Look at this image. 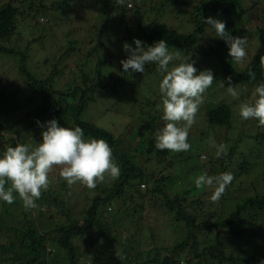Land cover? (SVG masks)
Masks as SVG:
<instances>
[{"label":"trees","instance_id":"1","mask_svg":"<svg viewBox=\"0 0 264 264\" xmlns=\"http://www.w3.org/2000/svg\"><path fill=\"white\" fill-rule=\"evenodd\" d=\"M9 1L10 3L0 8V69L6 65V57L13 58V61L19 58L14 69H17L19 83L22 85L18 92H10L0 85V156H3L9 146L15 147L21 143L37 146L42 139L30 140L32 132L34 137L36 130L39 137L38 133L45 130L37 128V121L46 123L56 119L62 127L80 126L84 130L85 139H105L113 150L121 175L110 186L98 184L94 190H90L83 184L76 183L69 188L67 182L59 175L61 166H54L49 174V188L42 191L41 198L36 201L37 208L26 210L15 193L17 199L14 204L8 205L0 201V264H48L51 255L61 257L64 254L68 264H79L81 255L77 246L79 244L76 245L78 240L79 242L87 240L90 246L97 245L100 240L105 241V258L99 260L100 264H264V192L237 197L233 194L239 180L251 177L252 173L254 175L255 168L262 170L257 155L259 151L261 153L264 151V131L256 135L250 134L244 139L241 137L233 139L235 143L230 141L232 145L227 144V154L220 158L215 155L216 148H211L210 167L207 169L206 166L204 171H188L186 159L189 155L181 152L180 157L179 153L155 148L154 132L165 123L162 119V101L159 99L161 96L159 84L162 77L156 70V64L146 65L144 73H132L131 70L130 73H125L121 64L119 72L122 76L120 74L112 83V74L103 71L107 60L96 57L100 49L104 48V42L99 37V43L92 50L84 51L83 46L79 49L82 41H79L78 37L77 40L72 38L69 41L66 53L53 59L50 74L45 76L36 73L27 62L31 58L29 51L32 53L29 44L24 51L8 46L9 41L18 32V18L29 15L16 3L20 2L27 6L31 16L43 14L44 11L52 13L64 10V13H68L67 9L71 4H76L79 0H52L51 5L45 0ZM129 1L132 0H128L127 4ZM247 1L253 0H200L194 7L196 14L192 18L194 27L189 33H179L171 29L166 22L169 18L180 20L185 17L184 7L187 3L164 0L162 5L165 8L158 14L154 12L156 16L153 15V20L145 26L142 24L144 12L137 6L134 15L138 23L137 31L135 34L130 33L123 42L135 47L132 43L134 37L143 41L145 46H150L164 39L170 51L181 52V60L194 51L207 57L202 62L205 66L199 71L211 69L215 78L219 77L225 82L226 78L231 76L232 84L239 88L256 87L264 83V68L260 65V57L264 56V26L256 29L259 46L244 70H239L232 58L227 56L228 45L223 39L219 38L214 45L209 46V50L217 56V59L209 60L210 64L207 62L210 56L208 47L205 48L203 45L209 26L203 22V18H230L232 15L241 18L248 12ZM114 3L120 4L119 0H114ZM169 5L173 7L171 12L166 9ZM262 5V0H255L251 8L258 9L260 6L259 8L263 10L261 18L264 21ZM110 6L115 7L112 0L105 2L103 15L106 16L108 12L110 16L112 15V11H109ZM42 19V22L37 19V24H45L52 20ZM121 21L125 22L124 16ZM231 35L236 37L235 32ZM215 48H219L222 54L217 53ZM81 53L84 56H81L82 63L79 67L81 82L71 89L58 88L59 80L65 74V66H62L64 58L67 56L76 58ZM94 58H97V67L95 72H92L94 77L91 78L87 75V67L88 61ZM49 60L50 57L46 62ZM249 70L255 72V80L250 79ZM7 73L9 72H4V75ZM4 75L0 76V79ZM151 81L158 92L157 94L154 90L156 96L153 98L149 97L154 86ZM128 85H131L132 89L130 94L126 90ZM19 92L23 96H20ZM104 93L115 98L109 97L113 110L120 107L118 98L122 95L127 98L132 96L129 99L140 108L138 130L141 136L138 144L142 139L141 145H144L141 148L135 146V154L130 150L131 144L127 145L128 141L124 134L116 136L113 132L82 119L89 105L96 103L98 96ZM206 96L209 109L205 113L206 116L200 117L199 121L204 119V123L210 129L226 128L231 132L234 115L228 100L218 102L217 94L211 92H207ZM204 105L206 106L205 101ZM24 108L34 111L29 112L25 118L17 119L19 111H23ZM249 121L256 125L258 120ZM258 127L264 129V126ZM132 132L138 133L136 129ZM198 132L195 131V135L189 134V142L196 144L197 141H205ZM202 132H206L203 133L205 138L209 136L207 131ZM238 145L243 146L242 149L238 148ZM138 158H146V162H156L157 165L152 167L142 165ZM159 164L168 168L160 172L157 170ZM168 169H172V172ZM206 171L212 176L226 171L234 174L235 179L218 202L214 203L210 198H206L209 196L207 188L198 190L195 186V177ZM178 172L179 174H176ZM253 188L255 191L256 185H253ZM88 191L95 193L90 195ZM146 198L163 203V213L165 220L168 219V227L180 235L170 249L152 246L143 249L136 240L121 235V226L117 223L119 216L117 205H126L129 201ZM210 206H215L214 212ZM133 213L136 214L135 209ZM126 219L128 220L127 217ZM261 243L263 248L259 246Z\"/></svg>","mask_w":264,"mask_h":264},{"label":"rangeland","instance_id":"2","mask_svg":"<svg viewBox=\"0 0 264 264\" xmlns=\"http://www.w3.org/2000/svg\"><path fill=\"white\" fill-rule=\"evenodd\" d=\"M48 2V5H51L53 2L52 0H45ZM59 1V0H55ZM108 0H79L76 4H71L69 9H67L68 13H64L63 11L59 12H52L49 13L47 11H44V13L39 14H32L30 16V12L27 8V6H24L23 4H20V2H17L16 5L22 8V11H25V13H28L29 15H25L23 17L18 18V32L11 41H9L8 46L11 48H19L20 51H24V49L28 46L32 49L29 51V54L31 55V58L27 61L28 66L32 68V71L42 74V75H48L50 74V70H52L51 62H54V58L62 56L64 53H66L67 48L69 47V41L77 40L79 37V41L81 42V46H79V49L83 46L84 51L92 50L93 47H95L99 42L98 38L100 37V40L104 42V48L100 49L98 54L96 55L97 58H102L107 60V65L103 69V71L106 74H112L113 77L112 83H114L115 80L118 79V76L121 74L119 72L121 63L120 61L125 59V51L123 50V40L124 38L128 37V35L131 33H136L138 28V23L134 15H136V7H140L141 10L144 12V21L142 24L145 26L150 21L153 20L152 16L158 14L160 10H163L165 6L162 5L164 0H132L133 8H130L127 4L128 0H124V4H115L114 0L113 4L115 7L110 6L109 11H112V15L110 16V13L105 16L103 15V8L105 2ZM116 1V0H115ZM180 3H187V6L184 7V10H186L185 17H182L180 20L175 18H169L166 19L167 24L169 27L175 31H178L179 33H189L191 30H193L194 27V21L192 18L195 17V6H197L198 3H200V0H178ZM263 2V8H264V0ZM10 3L9 0H0V8L4 7L6 4ZM190 3V4H188ZM255 3V0L252 2L247 1V7L248 12L245 13L244 16L241 18L236 17L235 15H232L230 18H219V20L226 21V27L227 30L232 34V32L236 33V37H246L248 41V48H247V57L245 61L242 64H236L239 70H244L246 66L251 62V58L253 55H255L258 46H259V40L256 38L257 31L256 29L259 26H264V21L261 18V15L263 13V10H261L258 6V9L251 8L252 5ZM121 7V8H120ZM125 8H127V10ZM163 8V9H162ZM168 12H171L173 9L172 5H169L166 7ZM44 15V16H42ZM46 16V17H45ZM125 17V22L121 21L122 17ZM156 16V15H155ZM42 18L49 19L51 18L50 22H47L45 24L39 23L37 24L39 19L40 22L43 21ZM192 19V20H191ZM185 20V21H182ZM46 22V20L44 21ZM134 39V37H132ZM218 37L215 36V30L211 28L209 25L207 28V34H205L204 37V47H208V51L210 53V56L208 57L209 60H215L217 59L216 54L209 50V46L214 45L218 41ZM36 40V42H34ZM133 45L134 41L132 42ZM80 45V44H79ZM29 48V49H30ZM216 52L219 54H222L221 50L219 48H215ZM228 54L229 56V47ZM81 51V50H80ZM55 53V55L53 54ZM85 53V52H84ZM66 56V55H65ZM81 56L83 54H78L76 58H73L71 56H67L63 60L62 66H65L64 68V75L59 80V87L60 89L66 90L71 89L76 86V84H79L81 82L82 75L79 73V67L81 66ZM188 56H191V59L194 60L195 67L199 70L201 67H204L205 65L202 63L207 57L203 56L202 54L194 51L193 53L188 54ZM51 58V60L46 62L48 58ZM96 58V59H97ZM205 58V59H204ZM5 59V57H4ZM2 59V61L4 60ZM95 58L88 61V67H87V75H89L91 78L94 77V73L97 67V60ZM7 61L6 65L0 69V76L4 75V72H9L6 75H4L0 79V85L3 88H7L10 92H18L19 87H21V83H19V78L17 75V69H14L15 64L17 65V62L19 61V58H17L15 61H13V58H7L5 59ZM181 60V58H180ZM15 62V63H13ZM56 62V60H55ZM175 63H179L180 61H174ZM211 62H209L210 64ZM207 65V64H206ZM16 67V66H15ZM171 67V65H170ZM14 70V71H13ZM11 73V74H10ZM92 73V74H90ZM122 76V74H121ZM152 80V79H149ZM154 80V78H153ZM222 79H219V77L215 78V82L213 85L205 92L204 94V101L206 102V106L204 105V102L200 105L199 112L197 114V122L190 130L191 134H194L195 131H199L198 134L200 137L205 141H197L196 144L193 142H189L192 145V148L190 151L183 152L185 155H189L188 159H186V164L188 165V171L190 170H199L204 171V169L207 167V169L210 167V159H211V148L213 146H210L207 142L209 137H212L215 139L217 144L224 143V144H231L232 142L235 143V140L233 139L241 137V139L246 138L245 136H248L250 134L256 135L260 133L261 131H264L262 127L259 126V122L257 121L256 125L252 122L247 120V123L245 120H242L239 116V109L238 105L241 102L245 101H252L254 102L253 98V91L255 89V86L251 87H244L239 88L240 89V97L239 99H233L230 95L226 92V87H228V82L221 81ZM155 81V80H154ZM159 82V81H156ZM221 82L224 83V87H221ZM153 81H151V84ZM154 85V83H153ZM127 91H129V94L131 93V85H128L126 87ZM157 87L155 85L153 86V92L149 96L151 98L156 96ZM155 90V92H154ZM211 92L214 94H217L216 100L221 101L225 99L226 101L230 103L233 109V115H234V124L231 127V132L229 130L224 129H210L209 126L204 123V119L199 118L202 116H206V112L209 109L208 103H207V96L206 93ZM20 96H23L21 92L18 93ZM158 94V92H157ZM98 95V94H97ZM122 95V94H121ZM111 95H108L106 93L100 94L98 96L97 102L94 104L89 105L86 112L83 114L82 119L84 121H88L90 123H93L97 126H100L102 128L107 129L110 132H113L116 136H120V134H124L123 136L127 139L128 144H131L130 150H133L132 152L135 154V146L142 147L141 141L139 142V137L141 136L138 128V123L140 122V108L133 102V100L124 97L123 95L118 98L120 101L119 105L120 107L118 110H113V105H110L112 103V100L109 98ZM113 97V96H111ZM161 96H159V99ZM113 99H115L113 97ZM34 108V106H32ZM34 110H28L25 109L23 111H19V114L17 115V119L25 118L26 115L29 112H33ZM132 114V115H131ZM34 116V114H33ZM32 118V117H31ZM131 121V122H130ZM130 122V123H129ZM164 126V125H163ZM37 128H41L38 126ZM137 130L138 133L132 132L133 130ZM207 131L208 137L205 138L203 136V133L201 131ZM36 133V134H35ZM42 133V132H41ZM41 133L39 137H37V131H34V137L33 132L32 136L30 137V140L32 138H40L42 139ZM201 133V134H200ZM195 135V134H194ZM232 141V142H230ZM254 141V140H253ZM255 143V141H254ZM232 145V144H231ZM256 145V144H255ZM243 146L238 145V148L242 149ZM215 149V147H214ZM250 152L249 149H246V151ZM181 153V152H180ZM179 153L180 157L182 155ZM255 153H257L255 151ZM261 155V156H260ZM208 157V159H207ZM257 158L259 159L260 164H262V170L259 168L256 169V173L251 177L242 178V185H240L241 180L238 181L237 186L235 188V192H233L234 196H244L248 194H256L264 192V176H263V170H264V151L261 153L259 151V154L257 155ZM140 163L142 165L147 164L148 167L156 166L157 163L146 162V158H138ZM208 160V161H207ZM207 161V162H206ZM166 168H168L166 165L159 164L157 170L160 172H163ZM158 171V172H159ZM168 171L172 172V169H168ZM210 170H208L209 172ZM207 172V171H206ZM207 172V173H208ZM176 174H179L176 173ZM79 183V182H78ZM114 183V180L110 178H106L105 182L98 183L103 184L104 186H110ZM253 185H256V189L254 191ZM241 186V187H240ZM206 189V188H205ZM209 192V196L206 198L209 199L212 195L213 188H207ZM94 190V189H90ZM90 195H93L95 191H88ZM170 195H172V192H170ZM233 196V197H234ZM3 202V201H1ZM163 203L158 200H150V199H144V200H135L134 202H130L126 205L118 204L117 208L119 209L118 213L119 216L117 218V223L121 227V235L123 237H126L128 239L136 240V242L140 243L143 249H148V246H152L154 248H160L170 249L179 239L180 235L176 233L175 230L170 229L168 226V219L165 220L164 216V209H163ZM141 206H143V209H141ZM215 207V206H214ZM214 207L210 206L212 208V211L214 212ZM136 210V214L133 213V210ZM128 218V220L126 219ZM165 220V221H164ZM124 230V231H123ZM137 231V232H136ZM155 236V238H153ZM86 239V238H84ZM79 244V245H77ZM76 245L79 248L80 255L79 256V264H100V259L104 260L105 255V241L100 240L99 243L95 246H90L89 241L87 240H79L76 242ZM261 248H263V244L261 243L259 245ZM166 254V253H164ZM99 258V259H98ZM48 264H68V261L64 255L58 256V255H51V259L49 260Z\"/></svg>","mask_w":264,"mask_h":264},{"label":"clouds","instance_id":"3","mask_svg":"<svg viewBox=\"0 0 264 264\" xmlns=\"http://www.w3.org/2000/svg\"><path fill=\"white\" fill-rule=\"evenodd\" d=\"M131 2H128V6L133 8ZM119 3L123 5L124 0H119ZM203 22L215 30L216 37L226 42L233 63L242 64L247 57V38L232 36L227 30L226 21L207 17L203 18ZM134 44L135 47L127 42L123 44V50L127 53V58L120 61L123 71L144 73L146 65L156 64V70L162 77L159 91L165 123L154 132L155 148L175 153L190 151V130L197 122L205 92L215 82L213 71H199L191 56L180 60L181 52L170 51L164 39L145 46L143 41L134 38ZM177 60L180 63H172ZM260 65L264 68V56L260 57ZM248 75L250 79H256L255 72L249 70ZM226 79L229 85L226 87L227 94L239 99V87L232 84L231 76ZM220 86L224 87V83L221 82ZM252 95L254 102L245 101L238 105L239 116L245 121L256 119L259 126H264V83L256 86ZM37 124L45 129L41 133L42 142L35 147L22 143L9 146L0 156V201L14 204L17 199L15 193L26 210L37 208L36 201L41 198L42 191L49 188V174L54 166H61L59 175L69 188L79 182L88 189H95L106 178L116 180L121 175L113 150L105 139H85L80 126L62 127L56 119L46 123L37 121ZM208 143L216 148L217 158L227 154L226 144H217L212 137H209ZM234 179V174L228 171L215 176L204 172L195 177L194 183L198 190L213 188L210 199L215 203Z\"/></svg>","mask_w":264,"mask_h":264}]
</instances>
